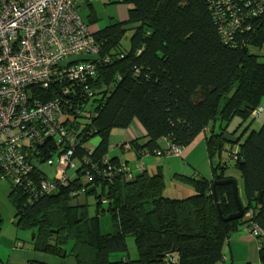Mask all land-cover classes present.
Wrapping results in <instances>:
<instances>
[{
    "label": "trees",
    "instance_id": "1",
    "mask_svg": "<svg viewBox=\"0 0 264 264\" xmlns=\"http://www.w3.org/2000/svg\"><path fill=\"white\" fill-rule=\"evenodd\" d=\"M105 2L128 5L126 18L90 30L98 17L83 0L78 8L88 7L83 21L98 53L62 62L98 61L92 95L72 81L33 89L37 99L58 100L65 108L60 123L73 139L75 167L50 192L40 191L48 175L39 163L66 149L59 138L42 136L26 179L12 184L0 173L9 181L16 228L32 231L33 250L65 264L67 258L72 264H217L230 234L253 224L260 232L253 235L259 240V264H264V118L252 128L254 119L264 116V0L261 6L258 0H230V7L226 2L217 13L208 0ZM127 30L125 47L121 40ZM132 123L141 138L126 144L137 158L165 156L172 145L182 150L204 133L211 177L174 173L171 178L190 192L167 196L160 164L134 173L127 160L108 154L111 129ZM230 164L242 180L243 214L223 220L237 211L232 187L216 184L215 199L212 183L234 178L226 174ZM80 194L94 197V215L87 202L77 201ZM106 213L111 230L104 232ZM128 235L134 237V259L126 255Z\"/></svg>",
    "mask_w": 264,
    "mask_h": 264
},
{
    "label": "built area",
    "instance_id": "2",
    "mask_svg": "<svg viewBox=\"0 0 264 264\" xmlns=\"http://www.w3.org/2000/svg\"><path fill=\"white\" fill-rule=\"evenodd\" d=\"M82 1L0 0V173L12 184L26 179L36 162L33 154L42 136L59 138L66 149L43 161L53 166L54 175L50 178L47 173L40 191L50 192L57 183L64 182L66 171L75 167L73 139L66 125L60 123L65 108L58 100L37 99L33 89L72 81L87 97L92 95L90 82L96 75L98 61L85 59L62 64L81 53H98V45L79 13ZM243 1L249 4L254 0ZM258 1L261 6L263 0ZM229 2L208 0V6L217 13L222 4L230 7ZM228 33L225 31L224 36ZM64 92H68L67 88ZM261 111L259 107L254 115ZM123 147L127 148V144ZM180 153L181 148L172 145L167 155ZM250 228L252 235L260 233L253 224ZM22 245L20 241L16 243L18 247ZM21 264L45 263L26 260Z\"/></svg>",
    "mask_w": 264,
    "mask_h": 264
},
{
    "label": "rangeland",
    "instance_id": "3",
    "mask_svg": "<svg viewBox=\"0 0 264 264\" xmlns=\"http://www.w3.org/2000/svg\"><path fill=\"white\" fill-rule=\"evenodd\" d=\"M90 3L92 4L98 20L94 22L93 24L89 25L90 30H96L98 28L103 27L104 25L112 22L114 19H119L120 16V11L123 12L125 10V7L121 4L118 3H107L105 0H89ZM80 6V5H79ZM80 15L82 16L83 19L86 20V15L88 13V7H84L81 10H79ZM130 31L127 30L125 32V35L123 36L121 42L125 47L129 46V36H130ZM261 61V58H259ZM264 100V98H262ZM263 114H261L259 117H256L253 122V127L252 128H259L263 121ZM236 124V120H233L230 123V128H232ZM120 129L124 128H117L114 127L111 129V132L108 137L109 141V147L110 145L118 142L121 137L120 134L122 131ZM120 133V134H119ZM119 134L118 136H116ZM200 148V152L196 154V156L188 162V164L185 162V157L180 158V156H174V155H166L164 159V179L166 181V187L164 190V193L167 196H176V197H182L186 193H182V190L180 189L177 191L178 188H175V184L173 185L172 183V178H170V175L173 174L174 171H176V164H167V161H169L170 158L175 159L174 161L179 162V166L184 167L186 170L187 175H191L194 171L200 172L203 176L210 178L211 177V167H210V160L207 156L206 150H205V144H204V135L203 133H200L195 137L193 142L189 145L190 148ZM183 149V148H182ZM188 149V150H189ZM111 153V152H110ZM109 154V153H108ZM123 155V159H127V165L129 168L133 167L132 162L135 161L137 162L136 166L139 167L140 165V160L142 159H137V157L130 152L129 150H125ZM168 156V157H167ZM223 157H227V152L223 151L222 152ZM217 160V157L215 156L213 158V162ZM41 167L48 173L49 177L51 178L54 175V169L53 166H50L44 162L40 163ZM137 168V167H136ZM226 174H232L236 180L237 186L239 185L238 191L240 192V195L242 196V180L241 177L236 170L231 164L226 168ZM174 188V189H173ZM10 190V185L9 181L5 178H3L0 175V215L2 218V224L0 226V262L1 260L3 262H11L14 264L15 262L18 263H23L26 257L30 259H38V260H44V261H49L53 262L55 264H65L63 259H57L55 256L44 254L43 252H38L33 250L32 248V243H31V234L32 231L30 229H17L15 224H14V211L11 203L9 202L8 199V193ZM190 188H188L187 192L189 191ZM76 201V199H75ZM77 201L79 202H87L88 204V211L89 215H94L95 214V199L91 195H86V194H80L77 197ZM104 209L107 207V203L103 202L102 206ZM102 230L104 232L110 231V217L109 215L103 214L102 215ZM20 241L22 242L23 246L18 248L16 246V243ZM126 243V255L130 259H134L136 257V249H135V242H134V237L131 235L126 236L125 239ZM66 264H72V260L70 258H67Z\"/></svg>",
    "mask_w": 264,
    "mask_h": 264
},
{
    "label": "crops",
    "instance_id": "4",
    "mask_svg": "<svg viewBox=\"0 0 264 264\" xmlns=\"http://www.w3.org/2000/svg\"><path fill=\"white\" fill-rule=\"evenodd\" d=\"M121 5H123L125 7V10H123V12L120 11L119 20H123L126 18V12H127V8H128V5H125V4H121ZM120 130L122 131L121 134L119 133L120 134L119 137H121V138L119 139L118 142L116 141V143H114V145L113 144L110 145L108 153H109V155H113V154L117 155L118 157H120V159L122 161H124L122 154L124 153L125 150H128V149L126 147H121L120 146L121 143H126L132 139L141 138L140 137L141 131L135 123H132L127 128L120 129ZM119 134H117L116 136H118ZM188 149H189V146L182 149L181 155H180V158L185 157L184 159H185V162L187 164L190 160H192L196 156V154L198 152L201 151L200 148L194 149L192 147L189 150ZM129 151L133 153V151H131V150H129ZM165 156L151 157L148 155H144L141 158H137V159H142L139 162L140 163L139 167L136 166L137 162L133 161L132 162L133 167L130 169L134 173H136L141 169L154 170L155 166H158L160 164L161 165L160 167L162 169V174L164 175V159H165ZM125 160H127V159H125ZM174 160L175 159L170 158L166 164V165H169V164L173 163V164L177 165V167H176L177 170L174 171L173 174L174 173L185 174L186 173V170H184L185 168L182 166H179V162L174 161ZM192 174L202 175V174H200V172H196V171H194ZM172 175H170V178L172 177ZM171 181L173 182L172 183L173 185L175 184V188H178L177 191H179L181 189L182 193H187V190L189 188L187 184L182 183L181 181L175 180V179H172ZM237 187H239V185ZM239 194H240V192H239ZM240 197H241V195H240ZM258 241H259L258 238L251 235L245 226L240 227L238 230H236L230 234V236H229V238L226 241L225 246H224L223 259L217 264H229V263L244 264L245 262H250L252 264H259L258 253H257L258 252ZM18 248H20V247H18ZM26 260H38V259H30L27 256L24 261H26ZM2 263H3V261L1 260L0 264H2ZM9 263H11V262H9ZM50 263L55 264L53 262H50ZM14 264H20V263L15 262Z\"/></svg>",
    "mask_w": 264,
    "mask_h": 264
},
{
    "label": "water",
    "instance_id": "5",
    "mask_svg": "<svg viewBox=\"0 0 264 264\" xmlns=\"http://www.w3.org/2000/svg\"><path fill=\"white\" fill-rule=\"evenodd\" d=\"M224 183L231 184L232 196H233L234 202L236 204L237 211L235 213H232V214L228 215L227 217L223 218V220L239 218L243 214V208H242V203H241L239 195H238L237 182H236V180L234 178L229 177V178H225V179H222V180L214 181L212 183V191H213L214 198L217 199L216 192H215V185L216 184H224ZM219 215H221L220 210H219Z\"/></svg>",
    "mask_w": 264,
    "mask_h": 264
}]
</instances>
